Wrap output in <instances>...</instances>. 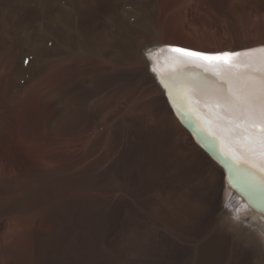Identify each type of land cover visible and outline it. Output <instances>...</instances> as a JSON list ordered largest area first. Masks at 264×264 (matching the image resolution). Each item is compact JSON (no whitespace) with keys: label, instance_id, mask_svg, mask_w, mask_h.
<instances>
[{"label":"rangeland","instance_id":"obj_1","mask_svg":"<svg viewBox=\"0 0 264 264\" xmlns=\"http://www.w3.org/2000/svg\"><path fill=\"white\" fill-rule=\"evenodd\" d=\"M74 4L92 30L120 31L140 54L157 43L207 51L264 40V0H0V264H196L214 234L264 251L194 207L154 216L138 239L133 222L108 236L110 193L89 192L94 178L73 172L71 145L53 143L56 14ZM78 119L64 130L81 129Z\"/></svg>","mask_w":264,"mask_h":264},{"label":"bare ground","instance_id":"obj_2","mask_svg":"<svg viewBox=\"0 0 264 264\" xmlns=\"http://www.w3.org/2000/svg\"><path fill=\"white\" fill-rule=\"evenodd\" d=\"M77 6H68L64 13L58 9L56 14L53 143L56 148L71 145L68 158L73 172L94 178L87 185L89 192L110 193L107 202L112 227L108 236L125 232L133 222L138 225L133 237L138 239L140 226L152 225L154 216L194 207L203 210L198 212L204 220L214 217L222 230L235 231L264 248V201L257 199L249 206L231 188L227 162L194 123L176 111L151 71L146 49L178 45L157 43L140 54L120 31L113 35L92 30L91 15L85 12L82 17L80 10L74 14ZM261 47L264 40L206 49L243 54L242 50ZM158 68H166L163 57ZM194 70L204 71L199 67ZM81 116L85 120L81 129L72 125L71 130H64L65 123L70 125Z\"/></svg>","mask_w":264,"mask_h":264},{"label":"snow or ice","instance_id":"obj_3","mask_svg":"<svg viewBox=\"0 0 264 264\" xmlns=\"http://www.w3.org/2000/svg\"><path fill=\"white\" fill-rule=\"evenodd\" d=\"M145 55L176 111L227 162L231 188L249 206L264 201V47L206 54L165 46ZM161 57L164 70L158 68Z\"/></svg>","mask_w":264,"mask_h":264},{"label":"crops","instance_id":"obj_4","mask_svg":"<svg viewBox=\"0 0 264 264\" xmlns=\"http://www.w3.org/2000/svg\"><path fill=\"white\" fill-rule=\"evenodd\" d=\"M210 244L197 250L196 264H264V251L242 248L236 249L228 235H211Z\"/></svg>","mask_w":264,"mask_h":264},{"label":"water","instance_id":"obj_5","mask_svg":"<svg viewBox=\"0 0 264 264\" xmlns=\"http://www.w3.org/2000/svg\"><path fill=\"white\" fill-rule=\"evenodd\" d=\"M220 157H221V155H220ZM256 205H257L258 208L263 207V205H261V204H256Z\"/></svg>","mask_w":264,"mask_h":264}]
</instances>
